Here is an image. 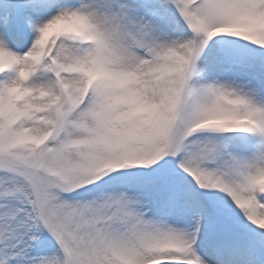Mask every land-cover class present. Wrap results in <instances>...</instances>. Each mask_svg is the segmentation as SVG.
Masks as SVG:
<instances>
[{"label":"snow or ice","instance_id":"snow-or-ice-1","mask_svg":"<svg viewBox=\"0 0 264 264\" xmlns=\"http://www.w3.org/2000/svg\"><path fill=\"white\" fill-rule=\"evenodd\" d=\"M0 264H264V0H0Z\"/></svg>","mask_w":264,"mask_h":264}]
</instances>
